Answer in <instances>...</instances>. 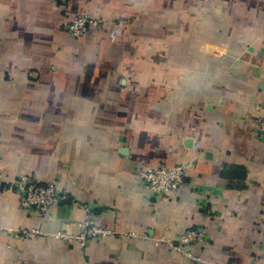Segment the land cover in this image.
<instances>
[{"label": "crops", "instance_id": "obj_1", "mask_svg": "<svg viewBox=\"0 0 264 264\" xmlns=\"http://www.w3.org/2000/svg\"><path fill=\"white\" fill-rule=\"evenodd\" d=\"M59 3L0 0V264H264V0ZM178 165L173 195L138 175ZM21 179L66 200L40 217Z\"/></svg>", "mask_w": 264, "mask_h": 264}, {"label": "built area", "instance_id": "obj_2", "mask_svg": "<svg viewBox=\"0 0 264 264\" xmlns=\"http://www.w3.org/2000/svg\"><path fill=\"white\" fill-rule=\"evenodd\" d=\"M60 2L61 0H51ZM101 21L88 15H75L70 21L62 25V31L73 39L84 37L88 32L100 25ZM258 130L264 134V118L260 121ZM139 178L142 183L149 188L151 193L159 198L165 194H174L183 186V180L186 176V167L183 165L170 168H140ZM20 204L24 209L35 211L40 217H43L46 211L56 204L63 203L66 197L54 184H40L26 182L21 179ZM4 190L0 183V192ZM85 211V218L77 224L78 233L74 237L81 246L87 241L103 237L108 232L100 228L94 221L92 214L87 206L80 205ZM264 227V221L262 223ZM62 236V235H59ZM69 238V235L64 236ZM206 237L204 228L186 230L178 238V246L174 249L185 254L189 259L197 260L189 251L183 249L186 246L202 242Z\"/></svg>", "mask_w": 264, "mask_h": 264}, {"label": "trees", "instance_id": "obj_3", "mask_svg": "<svg viewBox=\"0 0 264 264\" xmlns=\"http://www.w3.org/2000/svg\"><path fill=\"white\" fill-rule=\"evenodd\" d=\"M58 4H60L59 2H58ZM76 15V14H75ZM74 15V16H75ZM88 15V14H87ZM74 16H72L71 18H69L68 20H66L64 23H66V22H68V21H70ZM90 17H92V16H90ZM63 25V24H62ZM62 27V26H61Z\"/></svg>", "mask_w": 264, "mask_h": 264}, {"label": "rangeland", "instance_id": "obj_4", "mask_svg": "<svg viewBox=\"0 0 264 264\" xmlns=\"http://www.w3.org/2000/svg\"><path fill=\"white\" fill-rule=\"evenodd\" d=\"M78 15V14H77ZM80 15V14H79ZM88 16H90L89 14H88Z\"/></svg>", "mask_w": 264, "mask_h": 264}]
</instances>
